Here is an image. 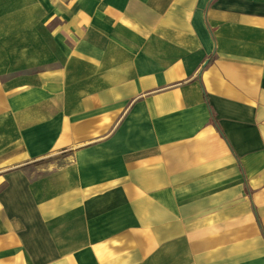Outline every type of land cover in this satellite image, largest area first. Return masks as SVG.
Returning a JSON list of instances; mask_svg holds the SVG:
<instances>
[{
  "label": "crops",
  "instance_id": "0c3cea01",
  "mask_svg": "<svg viewBox=\"0 0 264 264\" xmlns=\"http://www.w3.org/2000/svg\"><path fill=\"white\" fill-rule=\"evenodd\" d=\"M0 264H264V0H0Z\"/></svg>",
  "mask_w": 264,
  "mask_h": 264
},
{
  "label": "rangeland",
  "instance_id": "374dc122",
  "mask_svg": "<svg viewBox=\"0 0 264 264\" xmlns=\"http://www.w3.org/2000/svg\"><path fill=\"white\" fill-rule=\"evenodd\" d=\"M52 158H56V159H58V157H52ZM52 158H51V159H47V160H46L47 162L44 161L45 164H47V163L50 164L51 162H53V159H52Z\"/></svg>",
  "mask_w": 264,
  "mask_h": 264
}]
</instances>
